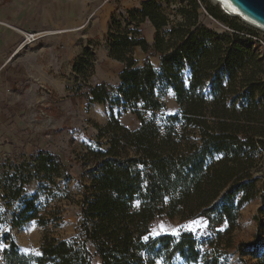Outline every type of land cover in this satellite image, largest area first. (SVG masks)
Returning a JSON list of instances; mask_svg holds the SVG:
<instances>
[{"label":"trees","instance_id":"obj_1","mask_svg":"<svg viewBox=\"0 0 264 264\" xmlns=\"http://www.w3.org/2000/svg\"><path fill=\"white\" fill-rule=\"evenodd\" d=\"M162 1H143L126 12L124 24L112 17L108 56L123 65L117 86L90 83L91 47L72 61L69 92L83 97L86 111L93 103L109 109L104 125L95 124L96 136L75 154L81 173L76 236L44 239L38 252L24 253L3 233L0 264H169L176 255L185 262L220 264L208 253V242H199L193 232L152 237L151 224L156 218H202L219 235L224 224L232 229L244 204L263 199L264 46L207 27L199 0H172L178 4L173 19ZM205 10L220 19L218 9ZM145 20L155 30L149 45L139 29ZM136 46L147 56L142 64L133 58ZM154 55L159 68L149 61ZM168 89L179 109L159 119ZM119 106L137 116L136 130L119 122L120 113L112 109ZM23 158L3 187L4 198L19 201L12 225L59 220L57 208L40 214L39 191L20 195L33 177L53 192L56 178H73L71 166L44 148ZM253 215L252 238L237 244L241 264H264V201Z\"/></svg>","mask_w":264,"mask_h":264},{"label":"rangeland","instance_id":"obj_2","mask_svg":"<svg viewBox=\"0 0 264 264\" xmlns=\"http://www.w3.org/2000/svg\"><path fill=\"white\" fill-rule=\"evenodd\" d=\"M198 2L201 20L207 27L213 28L220 33L227 31L238 33L241 36L252 38L255 42L264 46V32L262 30H256L248 24L242 23L236 17L223 15L218 12L217 8L209 0H199ZM161 4L165 8L166 13L169 14L170 19L175 18L173 12L178 7V4L172 0H164ZM207 7L218 12L220 19H216L207 13L205 10ZM183 76L187 82L190 77L188 68L183 70ZM111 83H114V79L109 81L110 85ZM36 90L40 95H44L43 99L41 97L38 101L28 103L29 111L32 113L29 120L16 121V123L21 121L18 127L25 129H15L13 137L0 135V219L3 218V215L6 217V220L0 221V236L9 232L18 245L19 250L24 253L38 252L44 239L60 240L76 236L80 213L79 199L81 188L79 176L81 173L75 154L81 151L96 136L97 128L95 124L104 125L109 116L108 105L105 103L103 106L106 110L100 107L101 111H98V109L96 111L93 108H88L86 111L85 105L81 110L74 107L67 109L65 104L61 106L60 101L53 104L45 89ZM162 101L164 109L157 111V118L163 119L168 114H174L178 111L179 107L170 89L166 91ZM112 109L115 114L120 113L119 122L129 130L133 131L139 127V120L131 109L125 110L121 106L113 107ZM16 114H18V111L14 110L11 115L15 116ZM12 122L14 124L15 120H10L8 125ZM27 123L28 126L24 127ZM1 131L0 129V133ZM42 148L62 157L65 164L71 166V173L74 176L68 180L62 177L56 178L58 187L54 188L53 192L47 188L46 182H40L38 178L33 177L23 187L20 196H28L39 191L40 214L43 216L44 211H54V208H57L60 219L50 220L44 224H41L37 219H30L28 222H23L17 226L12 225V216L14 211L19 209V201L18 198H4L7 193L3 187L6 184L7 177L11 175L13 167L24 161L25 158L23 157ZM6 171L8 174H5ZM263 201L264 197L263 199L256 197L244 204L239 210V218L232 229L227 230L224 224L218 228L219 235H212L206 228V220L202 218H195L185 222H181L178 219L156 218L151 224L150 234L152 237L157 236L153 235V230L160 234H175L181 230H189L194 233L199 242H208V253L218 256L220 264H241V257L237 252V244L240 241L248 242L252 238L256 228L253 214L256 213L257 208L262 205ZM161 225L163 226V231H161ZM95 262L97 263L98 260L96 259ZM169 264H202V262H185L180 256L176 255Z\"/></svg>","mask_w":264,"mask_h":264},{"label":"crops","instance_id":"obj_3","mask_svg":"<svg viewBox=\"0 0 264 264\" xmlns=\"http://www.w3.org/2000/svg\"><path fill=\"white\" fill-rule=\"evenodd\" d=\"M143 1L0 0V135L13 137L15 129H25L18 127L21 121H16L29 120L32 113L28 103L43 99L36 89H45L53 104L60 101L67 109L84 108L83 97L71 94L69 88L75 80L72 61L87 46L94 59L90 83L114 79L111 85L117 86L123 65L108 56L107 30L113 16L124 24L126 12L139 8ZM139 29L151 44L155 30L150 21L145 20ZM23 31L45 34L20 46ZM132 55L139 64L147 57L140 46L134 47ZM149 61L159 68L158 55L149 56ZM100 107L105 109L98 103L89 108L101 111ZM14 110L18 111L15 116L11 115ZM10 120L16 124L8 125Z\"/></svg>","mask_w":264,"mask_h":264},{"label":"water","instance_id":"obj_4","mask_svg":"<svg viewBox=\"0 0 264 264\" xmlns=\"http://www.w3.org/2000/svg\"><path fill=\"white\" fill-rule=\"evenodd\" d=\"M212 1L218 3L217 1L214 0ZM228 1L232 4L233 7H235V9L238 12L251 19L257 25L259 24L260 26L264 27V0H228ZM246 24L248 23L246 22Z\"/></svg>","mask_w":264,"mask_h":264},{"label":"built area","instance_id":"obj_5","mask_svg":"<svg viewBox=\"0 0 264 264\" xmlns=\"http://www.w3.org/2000/svg\"><path fill=\"white\" fill-rule=\"evenodd\" d=\"M210 2L213 3V5L223 14V15H229V16H232V17H236L237 19H239L242 23H246L244 20L241 19V17L239 16H236L234 14H231L230 12L226 11L225 9H223L219 3H215L213 2L212 0H209ZM204 10V9H203ZM205 12V10H204ZM250 27H252L251 25H249ZM254 29L256 30H262L264 32V30L260 27H253ZM45 34V32H31V31H23V40L20 44V46H24L26 44H30L34 41H36L37 39H39V37L43 36Z\"/></svg>","mask_w":264,"mask_h":264},{"label":"bare ground","instance_id":"obj_6","mask_svg":"<svg viewBox=\"0 0 264 264\" xmlns=\"http://www.w3.org/2000/svg\"><path fill=\"white\" fill-rule=\"evenodd\" d=\"M214 1H217L223 9H225L228 12H230L231 14H234L236 16L241 17V19L244 20L245 22H247L248 24H250V25H252L254 27H260V28H262L264 30V27L260 26L259 24L257 25L251 19H249L248 17H246L243 14H241L240 12H238L235 9V7H233L232 4L228 0H214Z\"/></svg>","mask_w":264,"mask_h":264},{"label":"snow or ice","instance_id":"obj_7","mask_svg":"<svg viewBox=\"0 0 264 264\" xmlns=\"http://www.w3.org/2000/svg\"><path fill=\"white\" fill-rule=\"evenodd\" d=\"M139 205V202H137V205L136 206H138ZM195 223V222H194ZM164 229H163V226L161 225V231H163ZM160 233L159 232H156L155 230H153V235H159ZM175 234H177L178 235V233H175ZM144 239L145 240H147L148 239V237H144ZM37 254H39V253H37Z\"/></svg>","mask_w":264,"mask_h":264}]
</instances>
